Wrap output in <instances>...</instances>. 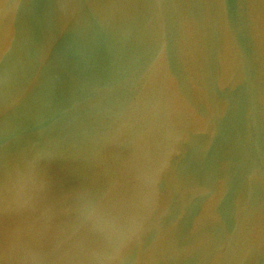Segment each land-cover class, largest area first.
Instances as JSON below:
<instances>
[{"label":"water","instance_id":"water-1","mask_svg":"<svg viewBox=\"0 0 264 264\" xmlns=\"http://www.w3.org/2000/svg\"><path fill=\"white\" fill-rule=\"evenodd\" d=\"M0 264H264V0H0Z\"/></svg>","mask_w":264,"mask_h":264}]
</instances>
